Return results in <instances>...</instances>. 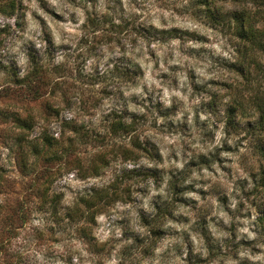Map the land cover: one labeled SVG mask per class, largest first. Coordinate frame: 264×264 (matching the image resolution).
<instances>
[{
  "label": "clouds",
  "instance_id": "obj_1",
  "mask_svg": "<svg viewBox=\"0 0 264 264\" xmlns=\"http://www.w3.org/2000/svg\"><path fill=\"white\" fill-rule=\"evenodd\" d=\"M0 264H264V0H0Z\"/></svg>",
  "mask_w": 264,
  "mask_h": 264
}]
</instances>
